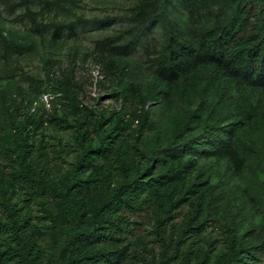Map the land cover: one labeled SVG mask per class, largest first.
I'll list each match as a JSON object with an SVG mask.
<instances>
[{
	"label": "trees",
	"instance_id": "trees-1",
	"mask_svg": "<svg viewBox=\"0 0 264 264\" xmlns=\"http://www.w3.org/2000/svg\"><path fill=\"white\" fill-rule=\"evenodd\" d=\"M231 1L232 11L223 21L185 41L170 16L172 0H144L137 8L133 38L118 44L103 38L84 53V59L91 57L99 65L101 82L120 102L118 109L84 105L74 67L70 64L58 77L51 60H42L50 91L67 103L64 112H52L49 122L64 129L62 122L68 121L74 157L62 169L55 158L66 152V144L57 149L37 141L32 131L40 121L9 113L11 128L4 141L0 138V206L5 214L0 219V264H127L132 258L141 264H169L178 255L168 254L171 243L164 228L180 210L189 208L179 243L188 233H199L207 217L226 209V180L247 170L250 153L232 141L264 119V0ZM210 2L183 0V5L197 11ZM158 19L164 44L140 89L127 77L128 56ZM64 27L72 33L70 24H56L54 37ZM4 42L23 45L15 35ZM173 96L186 107L173 113L168 129L150 132V107L172 102ZM260 149L264 153V144ZM17 187L26 188L22 206L14 201ZM250 193L226 225L225 250L209 264H256L264 249V191ZM248 199L261 206L259 218L251 216ZM32 200L41 209L34 218L25 210ZM239 215L245 227H237ZM156 242L161 254L151 263L145 252ZM183 264H190L188 254Z\"/></svg>",
	"mask_w": 264,
	"mask_h": 264
},
{
	"label": "rangeland",
	"instance_id": "rangeland-1",
	"mask_svg": "<svg viewBox=\"0 0 264 264\" xmlns=\"http://www.w3.org/2000/svg\"><path fill=\"white\" fill-rule=\"evenodd\" d=\"M210 4L197 11L183 5V0H172L169 5L170 16L181 40H192L197 33L204 31L215 23L223 21L232 11L231 0H210ZM144 0H0V138L4 141L9 131V113L17 118L29 117L38 123L33 128L36 140L55 146L66 144V152H60L55 159L62 169L71 164L72 132L68 121L62 122L64 129L54 127L49 122L53 111L64 112L67 103L61 95L53 94L51 85L45 82L42 60H51L55 75L61 77L72 65L74 81L78 85L79 99L97 110L118 109L120 102H115L109 95L108 83L102 80V72L91 57L84 59L83 54L92 52L98 40L112 38L116 44L126 42L137 34V8ZM193 10V11H192ZM71 25L72 33L64 27L59 37H54V26ZM15 35L21 46L5 44L4 39ZM165 32L160 19L145 28L134 48L129 53L130 68L127 77L143 89L155 70L154 59L164 44ZM84 59V60H83ZM83 60V61H82ZM71 64V65H70ZM29 98H34L32 103ZM186 107L182 100L173 96L172 102H157L150 107L151 131L168 129L173 113ZM70 118V115H69ZM33 127L34 125H30ZM246 147L250 153L247 157V170L240 175L226 180L229 186L226 209L217 216L207 217L199 233L190 232L179 243L181 227L185 222L188 207L180 210L170 220L164 235L170 244L168 254L177 253L176 261L169 264H183L188 254L190 264L201 260L209 264L213 257L224 251L228 243L226 225L242 201L258 190L264 191V153L260 146L264 144V119L252 129L240 131L232 141ZM58 153H56L57 155ZM212 160L201 159V163L212 164ZM218 176L213 179L216 183ZM25 187H17L15 203L23 205L27 196ZM49 203V200H47ZM247 207L256 219L261 216V206L254 200L247 201ZM26 207L32 218L41 215L40 206L32 200ZM50 204V203H49ZM0 206V219L5 214ZM237 227H245L243 216L236 217ZM144 223V222H143ZM259 228V227H257ZM3 241V238H0ZM150 239V236H147ZM160 243L147 245L145 256L156 263L161 254ZM141 264L139 260L130 259L127 264ZM256 264H264V249Z\"/></svg>",
	"mask_w": 264,
	"mask_h": 264
}]
</instances>
